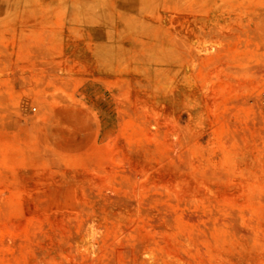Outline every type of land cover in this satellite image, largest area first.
Segmentation results:
<instances>
[{
    "label": "rangeland",
    "instance_id": "1",
    "mask_svg": "<svg viewBox=\"0 0 264 264\" xmlns=\"http://www.w3.org/2000/svg\"><path fill=\"white\" fill-rule=\"evenodd\" d=\"M264 0H0V264H264Z\"/></svg>",
    "mask_w": 264,
    "mask_h": 264
},
{
    "label": "built area",
    "instance_id": "2",
    "mask_svg": "<svg viewBox=\"0 0 264 264\" xmlns=\"http://www.w3.org/2000/svg\"><path fill=\"white\" fill-rule=\"evenodd\" d=\"M262 103H263V105H264V95H262Z\"/></svg>",
    "mask_w": 264,
    "mask_h": 264
}]
</instances>
